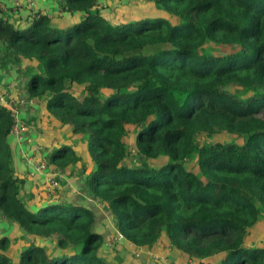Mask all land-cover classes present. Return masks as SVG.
<instances>
[{
  "label": "trees",
  "instance_id": "1",
  "mask_svg": "<svg viewBox=\"0 0 264 264\" xmlns=\"http://www.w3.org/2000/svg\"><path fill=\"white\" fill-rule=\"evenodd\" d=\"M149 1L167 18L112 24L99 0H60L72 24L36 12L19 27L0 11V70L22 68L28 99L81 137L84 193L128 244L165 237L181 262L264 264L245 244L264 225V0ZM12 127L0 103V219L31 242L15 254L0 238V264H109L91 209L57 196L31 209ZM44 162L71 177L79 157L59 145Z\"/></svg>",
  "mask_w": 264,
  "mask_h": 264
},
{
  "label": "crops",
  "instance_id": "2",
  "mask_svg": "<svg viewBox=\"0 0 264 264\" xmlns=\"http://www.w3.org/2000/svg\"><path fill=\"white\" fill-rule=\"evenodd\" d=\"M59 1L31 0L30 3H27L25 0H19V6L17 5L16 11H13V0H0V8L15 16L11 17V19L17 18L16 21H11L19 27L27 26V22L32 19V16L36 12H43L49 15L52 18V22L59 27L72 24L79 16L69 17L64 15L60 11ZM9 73L10 69L0 70V94H3L5 100L9 103L14 102L17 109L18 121L25 123L28 127L22 143H19L11 135L8 138V143L14 156L15 171L25 181L23 194L32 193L34 195V198L28 203L29 206L33 209L49 201L48 197L44 196V192L46 191L44 174L36 173L34 165L44 161L50 150L59 145L72 147L79 157L78 170L71 177L60 175L62 177L61 181H64L65 185L60 189L61 191L59 190V194L61 198L64 194L73 199V202H77L93 211L95 230L103 237L102 246L104 247L106 243V229L102 231L99 227L111 225L113 227L112 233H116L117 231L113 225L112 217L105 215L108 211L84 193V180L93 169V165L86 152V144L81 140L80 136L74 135L69 127L61 126L49 118L38 101L29 100L24 87V90L19 94V91L16 89L17 86L14 82H11L12 78H9ZM24 104L31 105L33 109ZM49 169L53 170L52 167ZM86 199L93 204H85ZM73 202L69 201V203ZM2 237H8L11 240L10 250L15 254L31 242V239L24 238L14 225L0 219V238ZM36 242L41 243L37 239ZM245 244L248 247H264V225L257 224L250 234H248Z\"/></svg>",
  "mask_w": 264,
  "mask_h": 264
},
{
  "label": "rangeland",
  "instance_id": "3",
  "mask_svg": "<svg viewBox=\"0 0 264 264\" xmlns=\"http://www.w3.org/2000/svg\"><path fill=\"white\" fill-rule=\"evenodd\" d=\"M99 2L101 3V5L104 6V17L112 24L136 21L139 19H143V17L162 16L164 18H167V15L157 10L153 3H151L149 0H99ZM17 5L19 6V4ZM0 10L6 11L2 8H0ZM16 19L17 18H12L13 21H16ZM23 67H25V64H23ZM13 71L15 72L14 74ZM24 73L25 72H23V69L20 67H12L9 73V78H12L11 82L15 83V85L17 86L16 89L19 91V94H21V92L24 90L23 87L25 86L26 82V77L24 76ZM24 105H27V107L33 109V107L29 104ZM133 140L134 135L129 136L127 138V144L129 149L134 148ZM234 140V137L228 135H219L213 138L212 142L226 143L233 142ZM200 142H203V140H201ZM192 169L197 171V169L194 167H192ZM57 176L58 177L56 188L53 191L49 192V194L47 192H44V196L48 197L49 201L50 199L53 200L52 196H57L62 202H73V199H70V197H67L64 194L61 198L59 192L61 191L60 189L64 187L65 182L61 181L62 177L59 173L57 174ZM61 182H63L64 184L60 185ZM45 189H48V185H46ZM94 202L99 205H102L96 202L95 200ZM73 203L79 204L77 202ZM85 204L91 205L93 203L89 202L88 199H86ZM102 207L107 210L104 205H102ZM105 215L111 217L109 211L108 213H105ZM99 229L102 231H105L106 229V241L110 240L114 235V233H112L113 227L111 225H108V227H99ZM168 245V241L165 237H161L159 242L150 249L135 248L132 245L128 244L126 241H124V239H120L115 241L111 246H102L100 253L103 258L108 261L109 264H198L197 262L191 260L181 262L180 259L175 257L177 255Z\"/></svg>",
  "mask_w": 264,
  "mask_h": 264
},
{
  "label": "built area",
  "instance_id": "4",
  "mask_svg": "<svg viewBox=\"0 0 264 264\" xmlns=\"http://www.w3.org/2000/svg\"><path fill=\"white\" fill-rule=\"evenodd\" d=\"M27 3H30L31 0H25ZM14 7L12 8L13 11H16L18 0H14ZM33 18V16H32ZM0 103H2L11 113V117L13 119V127L11 130V136H13L19 143L24 141L25 135L27 133L28 127L25 123H20L18 121L17 109L14 105V102L9 103L5 100L4 95L0 94ZM34 171L36 173L44 174L45 181H47L48 189L46 191H51L57 186V173L51 171L46 167L44 161L39 162L38 164L34 165ZM122 239L121 235L116 232L114 233L113 237L106 241V246H111L115 241ZM164 261V260H163Z\"/></svg>",
  "mask_w": 264,
  "mask_h": 264
}]
</instances>
